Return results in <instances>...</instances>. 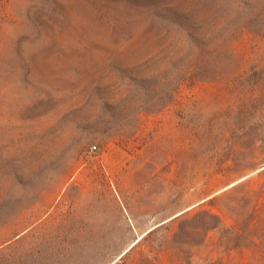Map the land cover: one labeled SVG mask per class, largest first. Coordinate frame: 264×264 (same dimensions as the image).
Returning a JSON list of instances; mask_svg holds the SVG:
<instances>
[{"label":"rangeland","instance_id":"374dc122","mask_svg":"<svg viewBox=\"0 0 264 264\" xmlns=\"http://www.w3.org/2000/svg\"><path fill=\"white\" fill-rule=\"evenodd\" d=\"M0 264H264V0H0Z\"/></svg>","mask_w":264,"mask_h":264},{"label":"built area","instance_id":"2783aa9c","mask_svg":"<svg viewBox=\"0 0 264 264\" xmlns=\"http://www.w3.org/2000/svg\"><path fill=\"white\" fill-rule=\"evenodd\" d=\"M92 149H96V146H92Z\"/></svg>","mask_w":264,"mask_h":264}]
</instances>
